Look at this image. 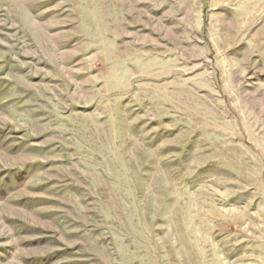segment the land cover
<instances>
[{"label": "rangeland", "instance_id": "374dc122", "mask_svg": "<svg viewBox=\"0 0 264 264\" xmlns=\"http://www.w3.org/2000/svg\"><path fill=\"white\" fill-rule=\"evenodd\" d=\"M0 264H264V0H0Z\"/></svg>", "mask_w": 264, "mask_h": 264}]
</instances>
